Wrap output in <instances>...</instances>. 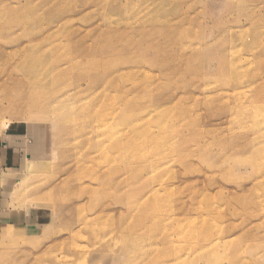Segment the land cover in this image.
Returning a JSON list of instances; mask_svg holds the SVG:
<instances>
[{
  "label": "rangeland",
  "instance_id": "rangeland-1",
  "mask_svg": "<svg viewBox=\"0 0 264 264\" xmlns=\"http://www.w3.org/2000/svg\"><path fill=\"white\" fill-rule=\"evenodd\" d=\"M86 1L0 0V264H264V0Z\"/></svg>",
  "mask_w": 264,
  "mask_h": 264
},
{
  "label": "crops",
  "instance_id": "crops-1",
  "mask_svg": "<svg viewBox=\"0 0 264 264\" xmlns=\"http://www.w3.org/2000/svg\"><path fill=\"white\" fill-rule=\"evenodd\" d=\"M32 135H34V129L26 125L9 127L5 134L0 137V167L6 165L8 167L6 170L12 169L22 160L23 154H25L26 160L30 155H34L29 152L26 153L27 150L34 149L33 142L31 144L27 142V137L33 138ZM5 209L4 203L0 199V223L18 224L23 222L26 215Z\"/></svg>",
  "mask_w": 264,
  "mask_h": 264
},
{
  "label": "bare ground",
  "instance_id": "bare-ground-1",
  "mask_svg": "<svg viewBox=\"0 0 264 264\" xmlns=\"http://www.w3.org/2000/svg\"><path fill=\"white\" fill-rule=\"evenodd\" d=\"M126 1L127 2H134L135 0H87L85 3H87V2L88 3H94L96 6L104 7L107 12L109 11L110 13H112V12H117L118 13V12L124 10V8L127 6ZM106 14H108V13H106ZM126 31H129L128 28L114 29L111 26H107L105 28H101L100 35H103V37H105V38L106 37H113V36H116V35H117L116 37H119V36H121V34H123V35L124 34H128ZM110 51H112V49H110ZM96 64H98V61L96 62ZM26 67H27V65H26ZM26 71H27V74H26L27 78L25 77L26 80L31 81V83H43L44 82L43 79H45V78L42 77L41 75H39L38 71H31L30 68L26 69ZM106 84L109 85V87H113V85H114V83H105L102 87L104 88L106 86ZM114 86H116V85H114ZM88 87L89 88H86V89H80V92L81 93H87V91L89 89V92H91V90H93L94 94H96V95L103 94V91H101L102 89L97 90V87L95 88V84L94 83L93 84L91 83L90 85H88ZM104 89H106V88H104ZM78 92H79V90H78ZM43 94H47V93L44 92ZM39 103H40L39 97H38V95H35L34 99L31 100V104L33 106H37ZM71 108H72V106H71ZM106 111H107V108L104 107L102 109L101 113H104ZM72 112H73V108H72ZM114 112L117 113V110H114ZM79 113H80V111L73 112L71 116L76 115V114L78 115ZM98 114L99 115L96 117L95 121H99L98 124H97L98 129H99L101 126L107 125V121L105 122V120H106L105 118L106 117H104L103 119L99 120L100 116L103 117V115L100 114V113H98ZM47 115H49V114H47ZM87 119L90 120L89 118H87ZM100 129L103 130L102 128H100ZM108 145L112 146V148H116V149H123V148H127L128 147V145H126V142H124L123 139H120L119 141L118 140H114V141L112 140V142H109ZM129 178H130V180H128V181L129 182H133L134 181L133 179L135 178V176H129ZM152 193L155 195L156 191H152L151 193H149V196Z\"/></svg>",
  "mask_w": 264,
  "mask_h": 264
}]
</instances>
